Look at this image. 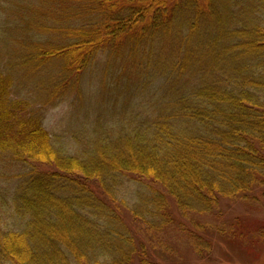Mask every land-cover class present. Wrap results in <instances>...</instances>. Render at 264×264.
<instances>
[{
  "label": "trees",
  "instance_id": "1",
  "mask_svg": "<svg viewBox=\"0 0 264 264\" xmlns=\"http://www.w3.org/2000/svg\"><path fill=\"white\" fill-rule=\"evenodd\" d=\"M263 3L40 0L36 8L24 6L33 12L24 22L26 30L41 36L25 49L19 69L42 59L60 61L65 79L58 85L63 86L99 51L112 56L123 51L132 64V81L145 90L150 86L149 102L145 122L138 127L118 136L109 130L92 136L89 160L82 163L53 147L41 115L17 116L27 101L10 102L7 93L15 76L0 71V152L11 150L21 163L27 155L63 170L45 175L35 171L30 182L19 186L15 212L25 224L0 233V264H103L106 256L113 258L112 264H134V240L123 219L79 182L66 178L70 168L76 175L82 170L101 177L113 195L117 177L125 171L152 178L185 215L216 211L223 198L256 199L264 189V157L256 147L264 140V79L259 76L264 71V32L255 20ZM157 74L164 80L156 89L152 79ZM11 120L20 128L18 135ZM166 192L145 193L142 200L148 205L144 213L137 212L157 231L164 228L159 223L171 220L160 215ZM193 237L197 252L210 250L208 243ZM138 257L140 264H148L145 254Z\"/></svg>",
  "mask_w": 264,
  "mask_h": 264
},
{
  "label": "rangeland",
  "instance_id": "2",
  "mask_svg": "<svg viewBox=\"0 0 264 264\" xmlns=\"http://www.w3.org/2000/svg\"><path fill=\"white\" fill-rule=\"evenodd\" d=\"M28 4L36 8L40 6V0H0V71L15 76L14 86L7 95L10 102L27 101L17 116L41 115V126L48 132L53 147L63 156L75 157L86 163L92 136L108 130L118 136L120 132L145 122L150 82L148 90H145L138 80L132 81L135 80L132 64L126 62L123 51L114 56L110 51H99L94 60L73 77V81L65 80L63 86L58 85L65 79L60 61L43 62L42 59L38 65L23 64L19 69L17 65L23 61L25 49H30L28 46L32 42L38 44L41 36L26 30L24 22L33 15L32 11L27 12L23 8ZM256 16L259 30L264 32V3L258 7ZM40 27L41 23L38 29ZM200 34L203 35L201 30ZM261 73L259 76L263 80ZM153 78L157 89L164 79L158 74ZM129 80L133 85L127 86ZM53 92L55 94L50 99ZM260 95L264 99V84ZM10 122L13 124L12 120ZM13 127L14 134L18 135L20 128L15 124ZM256 147L262 149L264 157V140L257 142ZM24 159L22 163L14 159L11 150L0 152V233L24 227V219L15 212L14 200L19 186L30 182L33 172L43 175L57 171L63 173L54 163L33 160L27 155ZM65 173L70 181L79 182L83 189L106 201L123 219L136 242L133 241L131 247L135 250L134 264H140L138 256L144 254L148 264L149 260L159 264H264V189L259 190L257 198L251 201L223 198L216 211L185 215L172 195L152 178L125 171L117 177L121 185L113 195L108 193V185L102 183L101 177L82 170L76 175L71 168ZM154 189L166 192L167 199L160 215L162 220L166 214L171 218L169 223L160 220L159 224L164 226L163 229L160 226V231L151 221H144L137 214L144 213L143 206L148 205L142 200L144 194ZM193 235L208 243L210 250L204 247V251L197 252L195 245L199 243L194 241ZM73 259L75 261L78 257ZM101 260L103 264H112L113 258L106 256Z\"/></svg>",
  "mask_w": 264,
  "mask_h": 264
},
{
  "label": "bare ground",
  "instance_id": "3",
  "mask_svg": "<svg viewBox=\"0 0 264 264\" xmlns=\"http://www.w3.org/2000/svg\"><path fill=\"white\" fill-rule=\"evenodd\" d=\"M6 75H8V74H6ZM119 185H121V184H119ZM117 187V186H116ZM106 202V201H105ZM107 203V202H106ZM112 258V257H111Z\"/></svg>",
  "mask_w": 264,
  "mask_h": 264
}]
</instances>
